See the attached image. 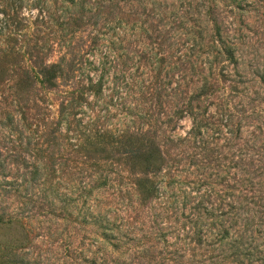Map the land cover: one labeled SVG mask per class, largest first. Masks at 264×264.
<instances>
[{"label":"rangeland","instance_id":"obj_1","mask_svg":"<svg viewBox=\"0 0 264 264\" xmlns=\"http://www.w3.org/2000/svg\"><path fill=\"white\" fill-rule=\"evenodd\" d=\"M2 213L15 264H261L264 0H0Z\"/></svg>","mask_w":264,"mask_h":264},{"label":"trees","instance_id":"obj_2","mask_svg":"<svg viewBox=\"0 0 264 264\" xmlns=\"http://www.w3.org/2000/svg\"><path fill=\"white\" fill-rule=\"evenodd\" d=\"M219 40L221 44H223V51L227 54L229 60L235 62V49L231 43L230 46H227L226 42L228 39H223L222 36L219 35ZM48 71L51 78L58 77L62 72L61 64H51L48 66ZM137 141V140H136ZM139 145L133 149V146H130V150L127 152L130 155V160H133V166L137 164H141L144 166V172L155 173L157 170L161 168L163 165V154L160 150L159 146L156 144L155 140H152L150 137H147L148 142H141V139H138ZM129 142L133 143V139H130ZM157 184L146 177L144 180H141L138 188L139 195L141 196V200L144 201L149 199L153 194L157 191ZM4 213L0 214V225H9L10 229H14V222L10 219L6 220L4 218ZM25 237L22 233L17 235L13 232L12 236L6 239H0V264H15V259L8 258L9 253L13 251L14 246H18L23 243ZM264 264V259H262V263Z\"/></svg>","mask_w":264,"mask_h":264}]
</instances>
